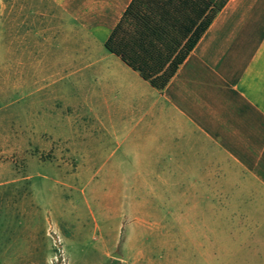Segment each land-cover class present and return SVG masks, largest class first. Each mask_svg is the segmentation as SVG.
Instances as JSON below:
<instances>
[{
	"label": "rangeland",
	"instance_id": "374dc122",
	"mask_svg": "<svg viewBox=\"0 0 264 264\" xmlns=\"http://www.w3.org/2000/svg\"><path fill=\"white\" fill-rule=\"evenodd\" d=\"M42 3L0 0V264H259L264 214L240 248L259 226L241 177L193 157L158 169L116 69L52 79Z\"/></svg>",
	"mask_w": 264,
	"mask_h": 264
},
{
	"label": "crops",
	"instance_id": "0c3cea01",
	"mask_svg": "<svg viewBox=\"0 0 264 264\" xmlns=\"http://www.w3.org/2000/svg\"><path fill=\"white\" fill-rule=\"evenodd\" d=\"M42 1L52 33L44 46L58 48L51 63L64 65L51 78L86 80L116 69L121 87L134 96L135 126L150 131L154 158L163 162L158 169L171 174L176 161L193 157L227 162V174L241 177L236 190L250 199L245 207L259 226L243 234L240 248L258 247L264 214V0H228L162 91L105 48L132 0ZM255 255L264 264V244Z\"/></svg>",
	"mask_w": 264,
	"mask_h": 264
},
{
	"label": "trees",
	"instance_id": "16d2710c",
	"mask_svg": "<svg viewBox=\"0 0 264 264\" xmlns=\"http://www.w3.org/2000/svg\"><path fill=\"white\" fill-rule=\"evenodd\" d=\"M228 0H132L105 48L162 91Z\"/></svg>",
	"mask_w": 264,
	"mask_h": 264
},
{
	"label": "water",
	"instance_id": "95a60500",
	"mask_svg": "<svg viewBox=\"0 0 264 264\" xmlns=\"http://www.w3.org/2000/svg\"><path fill=\"white\" fill-rule=\"evenodd\" d=\"M113 257H114V258H120V255L113 254Z\"/></svg>",
	"mask_w": 264,
	"mask_h": 264
}]
</instances>
